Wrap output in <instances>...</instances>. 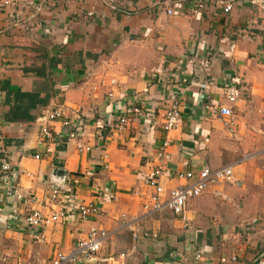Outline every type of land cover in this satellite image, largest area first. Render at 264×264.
Returning <instances> with one entry per match:
<instances>
[{
  "label": "crops",
  "instance_id": "crops-1",
  "mask_svg": "<svg viewBox=\"0 0 264 264\" xmlns=\"http://www.w3.org/2000/svg\"><path fill=\"white\" fill-rule=\"evenodd\" d=\"M31 1L40 13L28 0L0 8V147L19 174L18 199L8 204L17 215L10 220L7 209L0 222L3 264H47L92 226L109 235L92 264H193L196 252L200 264H264V0L237 2L227 14L211 3L193 13L196 0H170L171 15L157 0ZM228 86L241 93L233 133L206 109L225 104ZM176 99L182 123L166 135L163 116ZM55 107L79 117L89 152L74 142L39 144L40 119ZM121 116V132L102 126ZM166 136L165 195L187 183L179 175L203 166H232L238 183L212 184L187 204L188 227L171 211L143 210L151 191L142 179ZM211 157L224 164L211 167ZM55 169L66 173L62 202H92L100 214L82 222L71 212L32 230L25 217L49 209L45 185ZM213 198L239 201L257 217L219 222L208 210Z\"/></svg>",
  "mask_w": 264,
  "mask_h": 264
},
{
  "label": "built area",
  "instance_id": "built-area-1",
  "mask_svg": "<svg viewBox=\"0 0 264 264\" xmlns=\"http://www.w3.org/2000/svg\"><path fill=\"white\" fill-rule=\"evenodd\" d=\"M46 0L45 2H47ZM241 1H248L251 4H257L259 0H196L194 8L191 12L204 11L207 9V3H211L221 7L223 13H229L235 3ZM12 0H0V8L10 6ZM28 5L31 6L36 13H40L42 9L41 4L28 0ZM157 5L161 6L167 15L172 14L170 7V0H157ZM199 64L207 68V60H199ZM183 84H187V79L181 80ZM113 86L114 80L110 81ZM190 86V85H189ZM225 104L206 106L208 112L212 115L219 116L224 123V126L230 133H233L235 123V114L233 105L240 99V90L234 86H228L224 90ZM111 94L109 95V97ZM134 114L139 115L140 110L134 109ZM78 115V112H73ZM77 120V121H76ZM76 120L66 117L62 107H55L54 109L46 111L40 122V139L39 144L46 146L49 143L56 145L68 144L74 142L76 149L79 152H89L91 148L82 143L83 128L79 123V117ZM59 124V129L56 130L53 123ZM182 123V100H174L169 109L163 116L162 130L166 135L177 129ZM103 127L110 128L116 132H121L128 124V119L124 116L118 117L115 120H108L102 123ZM170 147V141L167 136L158 144L152 162L154 166L144 175L143 185L151 192L147 196L146 202L143 205V210L146 213L154 214L160 213L164 210L171 211L175 216L179 217L183 222L184 227H188V219L186 216L187 203L190 200L199 198L212 184L226 182L231 185H237L232 166H226L219 169H211L208 166H203L196 173H185L179 175L180 179L187 181L186 184L174 187L167 195L164 192V178H166L167 167V150ZM34 159H40L38 154H35ZM56 170V169H55ZM18 171L12 165L6 150L0 147V222L2 214L5 210H9L12 214V219L15 220L17 215V208L11 203L18 199ZM66 185V174L63 178L57 177L52 173V176L46 180V199L45 203L49 206L47 212L33 209L25 217V223L28 228L32 230H40L42 228L61 223L68 218L71 212H75L79 220L82 222H92L100 214L98 205L92 202H62V193ZM69 214V215H68ZM108 233L104 230L97 229L92 226L85 238L78 240L71 253H57L47 264H92L96 259L97 253L100 251L103 243L108 238ZM147 237V234L143 235ZM133 239L137 236L133 234ZM201 254L196 252L193 258V264H200ZM231 261H235L232 259ZM5 262L0 260V264ZM222 262H226L222 259ZM23 264H35L26 262Z\"/></svg>",
  "mask_w": 264,
  "mask_h": 264
},
{
  "label": "rangeland",
  "instance_id": "rangeland-1",
  "mask_svg": "<svg viewBox=\"0 0 264 264\" xmlns=\"http://www.w3.org/2000/svg\"><path fill=\"white\" fill-rule=\"evenodd\" d=\"M245 155H248V154H245ZM245 158H249V156H246ZM210 166H221L223 165L224 163H221L220 161H216V158H212L211 157V160H210ZM220 183H223L224 185H229L227 184L226 182H220L218 181L215 186H220V185H223V184H220ZM231 186V185H230ZM232 199H234L235 201V196L231 195L230 196ZM193 200H190L187 204H192ZM211 204H209V212L210 211H213L215 213V218L217 219V221L221 222L222 223L224 222V220H228V224L232 223L234 221V223L237 225V224H243V223H246L250 218H252V216H255V215H246L245 212L247 211V208L245 210V205L243 203H240L239 201L233 206L231 204H228V203H225V202H221L219 199L217 200L216 198H213V200H211ZM225 204V205H224ZM188 206V205H187ZM221 209H225V210H228L230 213H228L227 215L223 214V215H220L218 214ZM259 216H261L262 218L264 217L263 214H260ZM231 217V218H229ZM233 217V218H232ZM257 217V215L255 216ZM214 218V217H213Z\"/></svg>",
  "mask_w": 264,
  "mask_h": 264
},
{
  "label": "water",
  "instance_id": "water-1",
  "mask_svg": "<svg viewBox=\"0 0 264 264\" xmlns=\"http://www.w3.org/2000/svg\"><path fill=\"white\" fill-rule=\"evenodd\" d=\"M54 175L60 178H63V176H65V172L61 169H56L53 171Z\"/></svg>",
  "mask_w": 264,
  "mask_h": 264
},
{
  "label": "trees",
  "instance_id": "trees-1",
  "mask_svg": "<svg viewBox=\"0 0 264 264\" xmlns=\"http://www.w3.org/2000/svg\"><path fill=\"white\" fill-rule=\"evenodd\" d=\"M18 95L22 98V97H25L26 94H24V93H18ZM29 101H31V100H29Z\"/></svg>",
  "mask_w": 264,
  "mask_h": 264
}]
</instances>
